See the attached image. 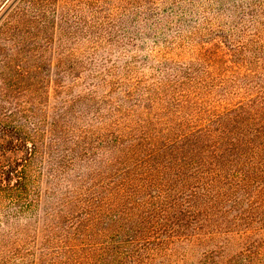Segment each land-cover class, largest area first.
<instances>
[{"label": "trees", "instance_id": "obj_1", "mask_svg": "<svg viewBox=\"0 0 264 264\" xmlns=\"http://www.w3.org/2000/svg\"><path fill=\"white\" fill-rule=\"evenodd\" d=\"M8 1L0 35L46 46L50 0ZM109 5L123 16L109 23L117 35L64 36L59 42L73 44L76 67L98 79L92 91L105 99L111 126L131 102L145 101L166 128H151V134L143 125L149 119L142 120L128 148L120 146L122 135L110 131L108 152L118 165L110 170L106 193L92 202L68 200L86 201L67 210L70 234L59 236L60 244L47 236L51 254L41 264H152L159 257L171 264L196 246L202 247L200 261L215 256L264 264V0H109ZM60 12L49 15L63 28L65 11ZM93 23L98 30L104 24ZM245 77L244 86L235 82ZM250 84L257 99L248 96L250 103L196 126L197 116L185 112L172 132L173 114L184 113L191 98L209 97L216 86L224 94L239 93ZM114 93L119 95L111 97ZM183 126L190 127L179 132ZM188 135L196 139L187 143ZM35 153L33 134L0 126V264H34L27 258L32 251L25 244V224L37 206L29 170ZM182 241L186 247L179 251L173 244Z\"/></svg>", "mask_w": 264, "mask_h": 264}, {"label": "rangeland", "instance_id": "obj_2", "mask_svg": "<svg viewBox=\"0 0 264 264\" xmlns=\"http://www.w3.org/2000/svg\"><path fill=\"white\" fill-rule=\"evenodd\" d=\"M9 5L10 1L0 0V18ZM48 5L49 13L53 9H57L59 13L65 11L66 25L63 24L61 28L57 16L47 14L48 24L44 35L50 40L48 39L46 46L42 47L44 41L35 42L28 37L17 39L7 34L0 35V126H21L35 137L36 153L29 170L37 184V206L33 216L25 224L28 235L26 239H29H25V244L32 251V255L27 258L34 264H41L51 254L44 242L47 236L60 244L59 236L68 235L70 229L66 228L64 221L67 210L73 212L77 205L84 206L86 201L79 200L75 204L68 200L84 197L92 202L94 198H100L106 193L105 184L108 183L110 170L118 165L111 160L113 157L108 152L110 131L122 135L120 146L128 148L136 142L129 140V136L138 135L142 120L149 119V123L143 121V125L144 130L151 131V134H155L151 128L161 131L166 128L164 122L157 120V116H151L154 109L145 101L131 102L128 111L123 110L117 124L111 126L105 99L98 98L92 91V84H97L98 79L89 75V70L76 67L74 58L70 57V52L74 51L73 44L66 42L64 45L59 42L64 36L73 39L117 35V28H110L109 23H118L122 19L119 9L110 11L109 0H50ZM92 8L96 9L95 14L91 13ZM98 19L104 22L99 30L93 27V22ZM115 60L117 64L120 63L118 59ZM33 66L37 68L32 69ZM214 79L217 84L219 79L217 76ZM231 80L227 77V84L233 85ZM246 80L248 77L243 80L237 78L235 82L244 86ZM251 85L234 94H224L216 86L212 88L213 92H210L209 97L201 93L199 97L191 98L192 103L184 106V113L180 112L177 118L173 114L172 121L168 123L172 132L178 131L175 123L179 122L181 115L185 116V112L197 116L193 120V126H196L203 118L232 108L238 103H250L247 98L255 93ZM118 95L114 93L111 97ZM251 99L257 97L252 96ZM161 118L165 116L162 115ZM212 125V128H218L217 125ZM189 127L183 126L179 132L187 131ZM212 132L217 136L216 131ZM165 133L173 136L171 132ZM187 137V143L196 139L191 135ZM206 142L212 143L209 140ZM173 246L181 251L186 247V242H174ZM191 250L192 253L172 260L171 264H239L234 263L236 261L221 262L215 256L213 260L200 261L198 259L202 247L196 246ZM166 259L159 257L152 264H170Z\"/></svg>", "mask_w": 264, "mask_h": 264}]
</instances>
